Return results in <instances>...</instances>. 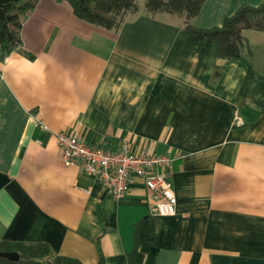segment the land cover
<instances>
[{
  "label": "crops",
  "instance_id": "obj_1",
  "mask_svg": "<svg viewBox=\"0 0 264 264\" xmlns=\"http://www.w3.org/2000/svg\"><path fill=\"white\" fill-rule=\"evenodd\" d=\"M263 1L205 0L193 24L219 27ZM144 2L117 29L67 1L38 0L26 13L27 53L0 59V242L129 264L135 235L140 264H264V31L249 29L263 41H246L242 60L217 56L215 44L201 57L181 19L150 15ZM61 130L173 156L159 170L175 213H153L135 177L125 195H108L60 158Z\"/></svg>",
  "mask_w": 264,
  "mask_h": 264
},
{
  "label": "trees",
  "instance_id": "obj_2",
  "mask_svg": "<svg viewBox=\"0 0 264 264\" xmlns=\"http://www.w3.org/2000/svg\"><path fill=\"white\" fill-rule=\"evenodd\" d=\"M38 0H0V59L11 51L22 49L21 26L24 17ZM67 1L74 14L82 19L107 28L117 29L137 9L136 0H57ZM205 0H145L144 11L150 15L167 14L183 22L188 39L197 43L201 57L217 46V56L229 60H242L244 36L242 31L253 28L264 31V1L258 6L241 5L224 17L222 25L202 28L193 24ZM133 237V248L127 253L129 264H140L137 241ZM0 250L17 251L18 260L0 257L1 264H82L78 259L53 254L45 242L9 244L0 242ZM97 264H103L99 253Z\"/></svg>",
  "mask_w": 264,
  "mask_h": 264
},
{
  "label": "built area",
  "instance_id": "obj_3",
  "mask_svg": "<svg viewBox=\"0 0 264 264\" xmlns=\"http://www.w3.org/2000/svg\"><path fill=\"white\" fill-rule=\"evenodd\" d=\"M42 127H45L41 124ZM60 158L87 174L94 175L113 198L125 195L133 177L150 190L149 208L159 215L175 213L176 195L162 169L174 158L168 154L135 152L129 138L123 137L112 149L90 144L72 131H56Z\"/></svg>",
  "mask_w": 264,
  "mask_h": 264
},
{
  "label": "rangeland",
  "instance_id": "obj_4",
  "mask_svg": "<svg viewBox=\"0 0 264 264\" xmlns=\"http://www.w3.org/2000/svg\"><path fill=\"white\" fill-rule=\"evenodd\" d=\"M142 1L143 0H136V3H137V9L139 8V4H142ZM249 29H251V30H257V29H253V28H247V29H244L243 31H242V33L244 34V38H245V40H244V43L246 42V41H248L249 39H251V38H253L252 40V42H259L260 43V41H263V40H261V39H258V38H256L255 36H254V33H256V32H254V33H252ZM247 30H249V31H247ZM255 38V39H254ZM255 40V41H254Z\"/></svg>",
  "mask_w": 264,
  "mask_h": 264
},
{
  "label": "water",
  "instance_id": "obj_5",
  "mask_svg": "<svg viewBox=\"0 0 264 264\" xmlns=\"http://www.w3.org/2000/svg\"><path fill=\"white\" fill-rule=\"evenodd\" d=\"M0 257H4L10 260H18L20 256L17 251L0 250Z\"/></svg>",
  "mask_w": 264,
  "mask_h": 264
}]
</instances>
